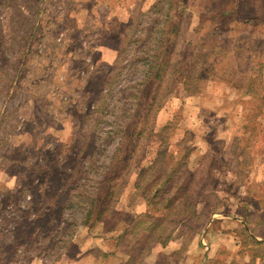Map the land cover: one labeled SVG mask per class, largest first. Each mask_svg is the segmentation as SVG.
I'll return each instance as SVG.
<instances>
[{
    "label": "rangeland",
    "instance_id": "obj_1",
    "mask_svg": "<svg viewBox=\"0 0 264 264\" xmlns=\"http://www.w3.org/2000/svg\"><path fill=\"white\" fill-rule=\"evenodd\" d=\"M175 163L193 207L139 255ZM254 240L264 0H0V264L247 263Z\"/></svg>",
    "mask_w": 264,
    "mask_h": 264
},
{
    "label": "trees",
    "instance_id": "obj_2",
    "mask_svg": "<svg viewBox=\"0 0 264 264\" xmlns=\"http://www.w3.org/2000/svg\"><path fill=\"white\" fill-rule=\"evenodd\" d=\"M160 31H162V32L158 35V41L162 42L163 46L166 47L168 40L164 39V36L169 35L171 32V29L163 28ZM162 51H163V49H160V47H158L157 50L155 51V53L153 54V57L157 61H160L159 58L161 56ZM145 59L148 62V64L152 63L150 58L148 59V56H146ZM157 61L153 65L156 67V69H157V66L159 65L157 63ZM152 64L149 65L147 72L149 70H151L152 68L155 69L154 67H152ZM177 167H178L177 163H175L174 165H172L171 169L165 174L164 177L157 176L154 180L151 181V184H152L153 182L160 180L161 185L165 184L167 186H169V183H170L171 189L167 190V186H166L165 187L166 189L163 190L165 195L162 196V199H160V200L156 199V196L158 197L159 193L162 190H157L155 192V194H151L149 197L151 202L154 205H159L157 212H159L161 214V216H154L149 211L146 213L147 217L150 218V221L148 220L149 221L148 224H150V225L147 227L146 237H144V239H141L142 241L140 240L139 244L137 245V247H140L142 250L139 255H141L143 253V251L146 250L145 247L147 246V244H150L152 242H157V241L163 242L162 241L163 239L154 240V237L151 236V233L155 229L157 230V228L160 227V224L163 223V219L165 218V216L163 215L164 211L171 212L172 214H174V216L181 217V216H185L187 214L190 206L193 207L190 200L188 199L190 194H191L189 191V188L183 184L186 182L185 179L180 177L178 179V181L180 179H183V183H180V184L176 183V181H177L176 175H177V169H178ZM151 202L149 201V202H147V204H151ZM169 207L171 209H170V211H167L168 210L167 208H169ZM101 211H102L101 205L97 201L92 202L91 206H90V210L85 215V217H86L85 223L90 225V224L96 222V220L98 219L99 213H102ZM179 221H174V222H176V224H177ZM135 226H134V228H132L133 230L135 229ZM127 232H128V229L124 232L123 235H126ZM123 235H122V238L124 237ZM254 243L257 244V249L255 251V254L254 255L252 254L251 260H249L247 263H238L236 261H232L231 264H264V246H263L264 241L259 242V241L254 240ZM108 254H109V252H104L103 256H107Z\"/></svg>",
    "mask_w": 264,
    "mask_h": 264
},
{
    "label": "crops",
    "instance_id": "obj_3",
    "mask_svg": "<svg viewBox=\"0 0 264 264\" xmlns=\"http://www.w3.org/2000/svg\"><path fill=\"white\" fill-rule=\"evenodd\" d=\"M89 257V255H87Z\"/></svg>",
    "mask_w": 264,
    "mask_h": 264
}]
</instances>
